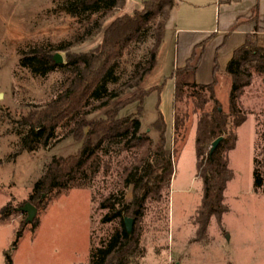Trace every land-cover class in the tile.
<instances>
[{
  "label": "trees",
  "instance_id": "1",
  "mask_svg": "<svg viewBox=\"0 0 264 264\" xmlns=\"http://www.w3.org/2000/svg\"><path fill=\"white\" fill-rule=\"evenodd\" d=\"M176 2L143 0L140 9L117 16L103 28L107 15L123 8L126 0H66L67 11L74 16L99 14L79 40L102 32L101 42L87 52L68 51L67 61L62 64L54 63L50 53L39 47L27 51L20 59L21 66L35 76L45 77L63 69V80L56 96L33 106L21 117L19 123L26 128L21 137V150L33 152L48 147L57 138L59 128L66 129L65 137L72 135L81 143L74 153L52 157L33 184L28 202L44 210L73 189L92 188L99 178L108 184L102 187L105 192H97L99 200L96 194H92L91 199L98 201L99 210L105 211L102 224L118 225L100 245L91 244L90 264H130L129 258L138 241L137 224L148 204L162 203L168 194L174 175L173 161L187 138L189 121L194 114L197 115L196 169L203 185L195 215L197 235H205L211 219L221 222L223 214L228 212L225 191L233 178L228 152L236 146L235 130L248 115L240 99L251 87L254 76L264 75V48L259 45L258 37L248 35L226 66L224 74L230 79L227 105L220 101L216 92L220 74L217 63L212 82H196V71L204 54L203 44L198 52L194 49L183 67L175 68L172 74L175 80L173 149L167 146L168 126L159 110L160 99L155 106V119L146 129L142 123L146 98L153 92L160 94L163 86L138 90L123 98L129 91L138 89L154 69ZM150 34L153 44L146 58L136 62L128 60L134 47L144 43ZM70 45L62 44L57 50L67 51ZM125 75L127 77L121 81ZM132 105H135L134 111L121 114ZM104 108L103 116L88 120V115ZM257 131L253 188L255 192L264 193V122L258 123ZM221 136L222 141L211 153L212 143ZM129 189L130 200L127 199ZM16 211L18 208L9 202L1 208L0 219L6 220ZM19 212L22 211L19 209ZM126 217L134 220L132 233L126 230ZM39 223L36 217L30 223L31 229L35 231ZM25 227L21 225L18 238ZM12 246H16V241ZM8 262L12 263L10 256Z\"/></svg>",
  "mask_w": 264,
  "mask_h": 264
},
{
  "label": "rangeland",
  "instance_id": "2",
  "mask_svg": "<svg viewBox=\"0 0 264 264\" xmlns=\"http://www.w3.org/2000/svg\"><path fill=\"white\" fill-rule=\"evenodd\" d=\"M65 1L0 0V210L9 202L18 208L6 220L0 219V264H90L91 244L100 245L101 240L118 225L102 224L105 211L99 210L98 201L91 199L92 194H96L99 200L97 192H105L102 187L108 184L101 178L90 189H73L51 202L47 214L44 215L47 209H39L36 217L39 221L43 219V225L37 233L31 229L30 223H26L27 214L19 212L52 157L67 156L81 145L72 135L64 136L65 128H59L57 138L48 147L33 152L21 150V137L26 130L19 123L21 117L33 106L55 97L63 80V69L45 77L33 75L20 64L23 54L39 47L46 49L52 60L56 53H60L66 62L68 51H90L102 39L100 32L79 40L99 14L74 16L67 11ZM142 2L127 0L123 8L107 15L103 28L117 16L140 9ZM182 11L183 6L175 10L177 13ZM179 24L175 19L169 22L154 69L138 89L123 96L163 86L160 94L153 92L146 98L142 123L146 129L155 119V106L160 99L159 110L168 126L167 146L170 149L174 148L172 103L175 80L172 74L177 41L175 29ZM255 36L259 45L264 46L259 36ZM68 43L71 45L67 51L57 50L60 45ZM152 44L150 34L144 43L134 47L127 59L136 62L146 58ZM196 50L198 52L200 48ZM217 81V96L227 105L230 79L220 73ZM240 103L248 115L235 130L236 146L228 152L229 167L233 172L225 192L228 212L223 214L221 222L212 218L205 235H197L195 215L203 185L196 169L197 115L194 114L189 121L187 138L173 161L174 175L168 194L162 203L148 204L137 224L138 241L129 258L130 264H264V193H256L253 189L258 123L264 122V75L254 76ZM134 109L135 105L129 106L121 114ZM105 110L92 112L87 116L88 120L103 116ZM127 199H131V189L127 192ZM21 225L26 227L18 238ZM8 256L12 263L8 262Z\"/></svg>",
  "mask_w": 264,
  "mask_h": 264
},
{
  "label": "crops",
  "instance_id": "3",
  "mask_svg": "<svg viewBox=\"0 0 264 264\" xmlns=\"http://www.w3.org/2000/svg\"><path fill=\"white\" fill-rule=\"evenodd\" d=\"M180 6H183V13L175 12ZM174 19L181 23L175 29L174 69L183 67L194 49L203 44L204 54L195 76L196 82L201 84L213 81L216 63L220 73L225 72L235 49L248 35H258L264 42V0H177L170 12L160 50L167 26ZM260 46L264 48L263 44ZM48 211L47 208L44 215ZM42 225L43 219H40L35 233Z\"/></svg>",
  "mask_w": 264,
  "mask_h": 264
},
{
  "label": "water",
  "instance_id": "4",
  "mask_svg": "<svg viewBox=\"0 0 264 264\" xmlns=\"http://www.w3.org/2000/svg\"><path fill=\"white\" fill-rule=\"evenodd\" d=\"M53 60H54V63L56 64H62L64 63V57L62 54L60 53H56L54 56H53ZM0 97H1V94H0ZM223 137H218L213 143H212V147H211V153L215 151V149L218 147L219 143L222 141ZM20 210L24 213L27 214V217H26V222L27 223H31L34 221V219L36 218L37 216V213H38V209L33 205L31 204L30 202H26L21 208ZM124 223H125V227H126V230L128 233H132L133 231V226H134V220L133 218L131 217H126L124 219Z\"/></svg>",
  "mask_w": 264,
  "mask_h": 264
}]
</instances>
